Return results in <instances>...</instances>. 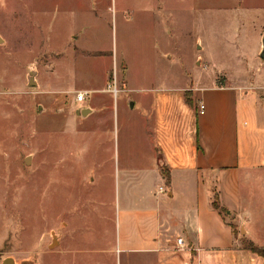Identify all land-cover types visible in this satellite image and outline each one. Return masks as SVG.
Here are the masks:
<instances>
[{
    "label": "rangeland",
    "instance_id": "rangeland-1",
    "mask_svg": "<svg viewBox=\"0 0 264 264\" xmlns=\"http://www.w3.org/2000/svg\"><path fill=\"white\" fill-rule=\"evenodd\" d=\"M263 28L264 0H0V263L120 264L118 160L145 143L141 89L242 66L259 80Z\"/></svg>",
    "mask_w": 264,
    "mask_h": 264
},
{
    "label": "crops",
    "instance_id": "crops-1",
    "mask_svg": "<svg viewBox=\"0 0 264 264\" xmlns=\"http://www.w3.org/2000/svg\"><path fill=\"white\" fill-rule=\"evenodd\" d=\"M263 35L256 64H264ZM240 58L254 62L246 52ZM248 67L220 83L211 76L196 86L141 89L132 109L140 107L145 143L125 167L118 160L123 188L109 251L120 264H264L247 247L264 248V77L251 78ZM103 106L95 99L78 118ZM178 238L188 246L180 249Z\"/></svg>",
    "mask_w": 264,
    "mask_h": 264
},
{
    "label": "built area",
    "instance_id": "built-area-1",
    "mask_svg": "<svg viewBox=\"0 0 264 264\" xmlns=\"http://www.w3.org/2000/svg\"><path fill=\"white\" fill-rule=\"evenodd\" d=\"M111 87L109 86V90ZM115 94H117L119 91L118 89H114ZM90 93L88 91H81L76 95L75 101L76 103H82L84 102L88 97H89ZM205 111V106L204 104H200L199 106V113L200 114H204ZM177 245L180 249H184L186 248L188 245L184 242L183 238H178L177 240Z\"/></svg>",
    "mask_w": 264,
    "mask_h": 264
},
{
    "label": "water",
    "instance_id": "water-1",
    "mask_svg": "<svg viewBox=\"0 0 264 264\" xmlns=\"http://www.w3.org/2000/svg\"><path fill=\"white\" fill-rule=\"evenodd\" d=\"M0 41H1V39H0ZM261 58L264 60V42H263V50L261 53ZM30 84H31V86H34V84L32 82ZM88 113H89V110H83L79 114L82 116H86V115H88ZM26 163L27 164L30 163V158L26 159ZM0 264H31V262L23 261V262L18 263L13 258H6Z\"/></svg>",
    "mask_w": 264,
    "mask_h": 264
},
{
    "label": "trees",
    "instance_id": "trees-1",
    "mask_svg": "<svg viewBox=\"0 0 264 264\" xmlns=\"http://www.w3.org/2000/svg\"><path fill=\"white\" fill-rule=\"evenodd\" d=\"M191 96V93L190 92H187L186 93V98L188 99V102L191 103V99L189 98ZM192 104V103H191ZM215 208L216 209H220L219 205L218 204H215ZM221 211H224V210H221ZM247 247L249 250H251L252 252L254 253H257L259 254L263 259H264V248H261L259 246H256L255 244L253 243H248L247 244Z\"/></svg>",
    "mask_w": 264,
    "mask_h": 264
}]
</instances>
